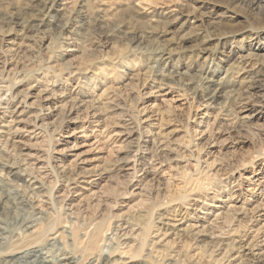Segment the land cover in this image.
I'll use <instances>...</instances> for the list:
<instances>
[{
  "label": "rangeland",
  "instance_id": "374dc122",
  "mask_svg": "<svg viewBox=\"0 0 264 264\" xmlns=\"http://www.w3.org/2000/svg\"><path fill=\"white\" fill-rule=\"evenodd\" d=\"M51 1L0 0V264H264V0Z\"/></svg>",
  "mask_w": 264,
  "mask_h": 264
},
{
  "label": "bare ground",
  "instance_id": "6f19581e",
  "mask_svg": "<svg viewBox=\"0 0 264 264\" xmlns=\"http://www.w3.org/2000/svg\"><path fill=\"white\" fill-rule=\"evenodd\" d=\"M50 3H51L50 9L55 10L54 6L56 5V0H52ZM61 9L62 8H60V10ZM67 27H68L67 22L62 25V29H66ZM3 167L4 165L0 163V203L2 204L4 199H7L6 202H10L11 200L13 206L15 205L18 206L17 205L18 202H16L15 200L16 197H13L11 195L13 190L15 189L11 187V182H10L11 180L9 179L8 173L4 172ZM35 188H38V186H36ZM16 192L18 191L16 190ZM42 212L43 210L39 209V213ZM23 225L26 229H33L36 225V222L32 219H25L23 220ZM51 240L54 241L55 238H52ZM55 242L57 241L55 240L51 244L53 245L55 244ZM4 245H5V238L2 235H0V247ZM2 262L3 264H79L76 261L75 257L69 255L66 252L60 253V255L57 258H55L53 255L49 254L48 252H44V250L40 248L30 249L25 252H22L21 254H17L14 256H7L3 258ZM86 264H129V262L117 252L115 253L107 252L104 253L103 255H99L97 258H94L93 260L90 259V261H88Z\"/></svg>",
  "mask_w": 264,
  "mask_h": 264
}]
</instances>
